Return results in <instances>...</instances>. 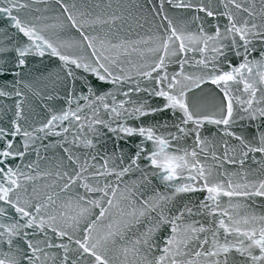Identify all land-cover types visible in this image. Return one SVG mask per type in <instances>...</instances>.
<instances>
[{
  "label": "snow or ice",
  "instance_id": "1",
  "mask_svg": "<svg viewBox=\"0 0 264 264\" xmlns=\"http://www.w3.org/2000/svg\"><path fill=\"white\" fill-rule=\"evenodd\" d=\"M222 2L141 5L150 34L126 39L105 31L120 15L57 0L48 23L0 0L15 30L0 28V97L13 98L0 107V264H264V0ZM166 5L193 14L174 22ZM36 57L57 58L64 95L34 117L28 94L51 75ZM150 177L168 191L145 198Z\"/></svg>",
  "mask_w": 264,
  "mask_h": 264
},
{
  "label": "water",
  "instance_id": "2",
  "mask_svg": "<svg viewBox=\"0 0 264 264\" xmlns=\"http://www.w3.org/2000/svg\"><path fill=\"white\" fill-rule=\"evenodd\" d=\"M29 3L32 4V8L28 11L31 12L33 15H44L47 17H51L47 22L53 23L57 16L61 13V9L59 5L57 4V0H28ZM66 3H75L78 7V9L83 11L91 12L92 14H100V15H120L123 17L122 20L117 21L114 25L109 24L105 26V31L108 29H111V35L114 37H123V38H131L136 39L139 36H146L150 34L149 29L153 27V23L146 22L143 17L145 15L148 16V20L151 21V13L147 7L141 8V5H149L154 0H65ZM205 3H208V0H204ZM211 2L215 6V10L217 11H223V2L222 0H211ZM239 3H244L245 6H247L249 3L252 2V0H237ZM255 3L257 6H259L260 0H255ZM45 5H47V8H45ZM36 9H40L39 12L36 11ZM166 10L169 12L170 18L174 19V22H179L182 19L190 18L192 16L191 11H185L182 9H176L171 8L166 5ZM201 16H203V13H200ZM63 19V17H60ZM156 20H159V17L156 18ZM215 20L213 18L208 19V23L212 24ZM223 22V21H221ZM9 28L10 33H14V29H11L9 25L7 24V18L0 15V28ZM99 30V29H97ZM206 30H209L206 27ZM65 38L68 39H79V34L75 32L74 30H69L65 33ZM33 72L36 75L40 74H51L48 81H41L38 87L41 88L42 95L41 96H33L31 93H29V103L33 106L34 112L33 116L37 117V114L40 116L43 115V109L42 105L44 103H48L49 106H59L58 100L59 98L63 97L64 92L62 87L60 86L59 82L53 83L55 81L56 74L58 73L59 68V62L57 58H39L36 57L31 61V65ZM174 70V66L170 67V71ZM59 75H63V73H59ZM9 78L10 77H0V81ZM89 79L93 80L94 83L98 84H104L106 82H100L97 81L96 78L92 75H89ZM79 84V81L77 82ZM214 91L212 86H205L204 93ZM57 93L58 96L55 97L51 102H49L46 97L49 95H52L53 93ZM204 93H198V95H204ZM209 104L211 103V98L208 97ZM13 103V98H5L0 97V107L4 105H11ZM209 110H214L211 107H209ZM211 130L212 133H215L217 129L212 125H206V134L207 130ZM51 139H56V137H52ZM140 138H134L131 141L130 147L134 146L136 143L139 142ZM49 141L45 140L44 143L47 144ZM219 143V140L217 141ZM109 146H111V142H108ZM60 153L59 149L52 150L49 149L47 154L43 150H41V156L47 155L48 157H52L53 155H57ZM35 158L34 156L32 157ZM209 162L210 158H209ZM43 166V165H42ZM252 168L259 167L258 164L254 163L252 160L247 161V165ZM229 167V170H233L231 166ZM140 173L136 172L132 176L127 177L128 180H136L140 178ZM152 185L155 186L154 190L151 188L150 185L146 184H139L138 188L141 189L142 195H144L145 198L147 196L153 195V191H159V192H166L168 189L166 187L162 186V184L159 181V178H151ZM197 197L203 198V194L196 193L195 195L192 194H183L182 198L184 201H195ZM226 203V200L224 201ZM256 206V210L259 212L261 209ZM193 219H201L200 217H193ZM144 227H147V224H144L143 227L140 228V231L144 230ZM131 238V237H130ZM53 251H56L53 249Z\"/></svg>",
  "mask_w": 264,
  "mask_h": 264
}]
</instances>
